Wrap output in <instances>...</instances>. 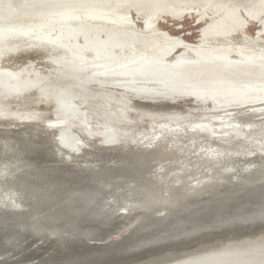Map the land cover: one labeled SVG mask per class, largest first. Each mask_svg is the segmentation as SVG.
I'll return each instance as SVG.
<instances>
[{
	"label": "bare ground",
	"instance_id": "obj_1",
	"mask_svg": "<svg viewBox=\"0 0 264 264\" xmlns=\"http://www.w3.org/2000/svg\"><path fill=\"white\" fill-rule=\"evenodd\" d=\"M242 8L31 0L0 26V264H264V0ZM186 16L200 44L157 24ZM34 61L75 63L9 89Z\"/></svg>",
	"mask_w": 264,
	"mask_h": 264
},
{
	"label": "rangeland",
	"instance_id": "obj_2",
	"mask_svg": "<svg viewBox=\"0 0 264 264\" xmlns=\"http://www.w3.org/2000/svg\"><path fill=\"white\" fill-rule=\"evenodd\" d=\"M30 1L31 0H0V26L1 27L9 26L10 25L9 22L13 19V16L18 11H20L24 6L28 5L30 3ZM261 4H262V0H239V5H241V8L242 7L244 8L246 6H251L252 8H258V7H261ZM243 8H242V10H243ZM135 13H136V11L133 10V18L135 19L136 22L139 20L136 23L137 29L138 30H142L144 21L141 19L142 18L141 16H139V15H137ZM167 17H169V16H167ZM187 17L188 16H186L181 21V23H182L181 25H178V23H179L178 21H171L170 18L160 19V20H158L157 24L158 23L160 24L161 30H163L165 32H168L170 34V36H172L174 38L182 39V40H184L187 43L192 44V45L200 44L202 42V40H203V26L201 25L202 23L199 22V21L194 22V19H192L190 17L187 18ZM257 27H260V25H257V23H255L254 21L250 20L249 21V26L246 27L247 28L246 36L253 37L255 35V33H257V30H258ZM80 43L83 44L84 46L87 45L85 38H82V37L80 38ZM29 47H31V46H29ZM176 52L177 51H175L169 57V58H171L170 59V63L173 64V65H177L178 64V57L176 56ZM172 57H174V58H172ZM189 57L190 58L193 57V54L189 55ZM234 57H235L234 61H236V62L240 61V60H242L244 58L241 55V53L237 52V51L235 52ZM40 63L42 64V66H41ZM74 63H75L74 61L67 62V64H68L67 68L63 67L64 64L61 65V63H55L56 64L55 68H53L54 66H52V68H48L47 67L45 69V68H43V64L44 63H42L40 61H34L33 63H30L26 67L27 69L24 68V69H21V71H19L20 73L18 72L20 74L19 75V80L15 84H12L11 86H9V89H16V90H18V88H19V90L23 89L22 88L23 86L25 88L29 84H33V82L37 81L38 78L40 79L39 81H40V85H41L46 80V78L48 76L56 77L55 75H53L54 72L61 74V76H64V73H66L67 71H70L71 67L74 66ZM60 68H62V69H60ZM37 70H38V72H37ZM5 71H6V69H0V76L3 75ZM62 72H64V73L62 74ZM31 75H37V77H34V79L32 80ZM47 80H48V78H47ZM15 86H17V87H15ZM61 89H63V88H61ZM226 90H229V89H226ZM226 90L224 89L223 91H221V93L219 92L218 95H216V94H213L212 96L210 95L209 98L212 99V100H210V102L212 101V103L214 105L216 104L217 107H224L225 103L228 102V98H226V96H224V95H226L225 94ZM163 93H166V92H163ZM19 95H21V94H19ZM198 95L200 97H202L200 94H198ZM198 95H196V97H198ZM220 96L222 98H220ZM54 101L56 103V107H55L56 114L58 115L59 110L62 108V105H60V104H62L64 102V97H63L62 94H60V91L57 94V96L55 97ZM66 126H67V128H66ZM72 126H75V125L74 124H69V126H68L66 123H64V124L61 123L60 124V128H59L60 131L58 130V135H57L58 143H59L58 145L61 146L60 149L63 147L64 149L78 151V149L76 148L75 143L73 141L72 134L70 133V129H68V127H72ZM54 128H55V126H54ZM56 143H57V141H56ZM81 147L83 148V151H85V152H89L90 151L92 153L91 155L86 157L87 159L90 160V159H96L97 158L98 153H96V151H98V150L94 149V152H93V149H90L88 146H85L84 143H83V146H81ZM57 148H59V147H57ZM64 155H65V157H64ZM66 155L67 154L63 150L62 154H60V158L59 159H57L54 162H48L47 165H52V166L62 165L63 164L62 161L65 160L64 158L68 157V156L66 157ZM68 161L71 162V161H73V159L72 160L69 159ZM124 229L125 228H123V230ZM117 236L118 235L112 236V238H116Z\"/></svg>",
	"mask_w": 264,
	"mask_h": 264
},
{
	"label": "water",
	"instance_id": "obj_3",
	"mask_svg": "<svg viewBox=\"0 0 264 264\" xmlns=\"http://www.w3.org/2000/svg\"><path fill=\"white\" fill-rule=\"evenodd\" d=\"M49 129H50V128H49ZM51 142H52V141H51ZM56 144H57V143L55 142V143H54V148H55V146H57ZM57 147H58V146H57ZM98 151H100V150H98ZM96 153H98V152L96 151Z\"/></svg>",
	"mask_w": 264,
	"mask_h": 264
}]
</instances>
